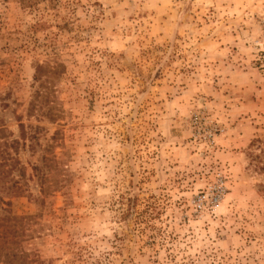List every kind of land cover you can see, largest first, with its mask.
Instances as JSON below:
<instances>
[{
  "label": "rangeland",
  "instance_id": "obj_1",
  "mask_svg": "<svg viewBox=\"0 0 264 264\" xmlns=\"http://www.w3.org/2000/svg\"><path fill=\"white\" fill-rule=\"evenodd\" d=\"M0 125L37 264H264V0H0Z\"/></svg>",
  "mask_w": 264,
  "mask_h": 264
},
{
  "label": "trees",
  "instance_id": "obj_2",
  "mask_svg": "<svg viewBox=\"0 0 264 264\" xmlns=\"http://www.w3.org/2000/svg\"><path fill=\"white\" fill-rule=\"evenodd\" d=\"M44 69L45 68L41 66L38 67L37 74L43 73ZM40 76L41 75H38V78H40ZM44 84L45 83H42L41 86ZM45 99L46 96L38 94L36 99H34V102L31 104L32 110H40ZM5 132V128L0 125V192H9L14 189V186H8L5 179L10 172V167L13 162L16 161L10 152L11 150H15L19 145V142L16 140H9V137ZM21 138L24 141L30 142L35 140V137L29 135L26 130H22ZM261 159L264 160V158ZM261 170L264 171V163ZM0 203L7 207L5 208L7 214L0 216V264H37V261L33 260L29 253L20 248L18 243V239L24 231L22 224L24 221L28 222L29 218L12 216V214H10L12 212L9 209L11 203L5 202L3 198H0Z\"/></svg>",
  "mask_w": 264,
  "mask_h": 264
}]
</instances>
